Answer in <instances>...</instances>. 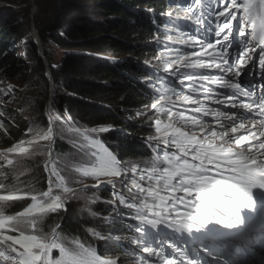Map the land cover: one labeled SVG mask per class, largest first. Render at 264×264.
<instances>
[{"label": "trees", "instance_id": "trees-1", "mask_svg": "<svg viewBox=\"0 0 264 264\" xmlns=\"http://www.w3.org/2000/svg\"><path fill=\"white\" fill-rule=\"evenodd\" d=\"M181 1L183 0H179ZM96 2L106 17L95 21L85 18L84 28L63 24L45 28L39 26V29L35 25L43 48L48 43H53L66 51L59 63L53 62L48 51L44 50L43 53L53 78L54 91L49 104L52 121L46 109L51 79L31 37L30 22L25 23L27 34L24 42L28 46L25 65L15 55L16 51L12 46L14 38L18 39L19 35L11 37V32L15 34L17 31L14 27L19 24L21 17L11 18L9 14H0V79L11 80L27 76L21 88L12 92L14 97H11L16 100L14 106L3 107L5 114L10 116L15 124L6 120L3 124L10 132L8 136L17 138L16 145L19 147L27 145V141L45 132L50 126V121L56 125L53 148L55 155L51 164L47 165L50 164V171L53 165L60 170V175L65 177V187H75L74 194L61 193L63 187L57 188L56 177H51L53 189L56 192L59 190L62 197L68 198L63 201L64 210L43 214L42 229L50 231L59 224L61 227L58 229V235L62 242L79 240L86 247L95 248L101 256L118 255L120 260L128 261L138 256L133 241L140 236L135 231L139 221L126 206V199L125 203L121 204L119 199L115 198V195L119 194L118 189L123 185L122 182L119 188L104 185L96 188L77 186L83 184L81 182L84 176L72 170L69 165L78 163L93 166L96 163L95 158L84 157L83 153L86 151L89 154H103V150L99 146L87 144L73 129L109 127L108 132L91 135L100 140L104 148L119 161L125 163L126 160L136 159L138 167L147 169H163L167 166L164 157L173 152L164 153L156 146L155 141L150 140L156 110L144 111V107L159 99L162 93V88H157L158 91L155 84L161 82L169 85V82L150 70L146 61H154L152 58L157 50L156 44L162 43V31L171 24H166L167 10L179 8V2ZM174 3L178 4V7ZM96 15L100 14L96 12L94 16ZM24 67H27V71ZM64 126L72 129L73 133H62L61 128ZM0 136L1 141L9 143L6 141L7 135ZM22 141L25 143L21 144ZM73 141L77 142L75 146ZM47 149L48 141L40 140L36 144H30L27 153L8 154V159L13 160L12 165L1 157L0 173L4 175H0V184L4 186L0 187V196L11 195L13 199L0 201V213L15 216L34 203L31 195H37L39 199V193L48 190L50 175L45 166ZM29 153L35 155L28 158ZM96 196L99 199H96ZM6 225L0 228V233L19 235L17 232L7 231ZM94 232L103 238H98ZM57 254L54 252V255Z\"/></svg>", "mask_w": 264, "mask_h": 264}, {"label": "snow or ice", "instance_id": "snow-or-ice-1", "mask_svg": "<svg viewBox=\"0 0 264 264\" xmlns=\"http://www.w3.org/2000/svg\"><path fill=\"white\" fill-rule=\"evenodd\" d=\"M219 2L220 0H217V3ZM201 5L202 0H193V2L187 4V18L191 20L195 17L198 27L188 35L187 39L180 41L193 49L198 47L200 51L193 50L190 56L195 59H191L187 53L181 54L177 50L178 60L168 63L165 71L167 72L168 69L172 68V64L176 63L179 65V68L173 69V72L177 76L183 75L184 79L193 82L211 81L223 88L230 89V94H218L213 102L217 104L221 103L219 95H224L228 106L232 108L239 107L248 112H254L260 119L258 121H250V118L242 115L240 116L242 122L236 124L234 123L235 113L219 112L207 106H197L192 111L202 113L203 116H211L215 121V126L197 116L186 117L181 112L178 115L180 121L184 123V127L182 128L172 122V112L165 107V101L169 104L172 103L171 97L167 93H161L159 99H156L152 103L151 107L153 110H157L158 113L169 117V122L163 125V129L161 127L162 120L160 118L155 120L156 133L166 145H173L179 155L177 153L165 155L164 162L167 166L163 169L155 167L151 169V174L148 178L150 181L155 179V186L150 185L145 189L140 185H136L141 193H146L147 197L152 198L153 203H146L144 200H141L135 216V219L139 221V224L135 226V231L140 236L133 243L136 244L137 248L144 245L143 252L147 253L149 258L155 255L156 258L162 259L163 264H176V262L173 259L166 258L171 253H165L162 248L161 250H157L158 246L163 245L165 240V237L160 235L159 226L161 225L166 229H171L173 232H187L191 235L195 231L201 234L203 237L201 247L211 252L209 245L217 238L219 230L211 226V221L201 218L200 214L207 213V201L213 198L212 191L219 189L222 185L219 179L208 175L212 170L208 165L214 166L217 170V175H221L220 169L224 165L226 166L225 171L227 173L232 172L243 181L246 179L244 173L249 159L259 163L260 161L257 159L258 154L259 156L264 155V142L253 143L246 148L241 147L245 141H256L259 137H264V131H260L258 137L255 131L245 127L246 122H251L253 127L258 125L264 129V89L257 96L255 94L256 86L244 87L239 81L233 79H219L195 71L198 69L214 68L229 76L240 77L244 71V65L252 61V54L256 52V47L250 46L252 40H258L257 46L260 48L259 65L264 69V0H258V2L246 0L244 3H237V0H231V4L225 3V11H219L216 21H220V17H225V19L222 23H216L214 29L212 27L211 14L207 10L203 12V15L200 14ZM229 8L243 10L244 15L241 18V26L238 28L241 37L245 35L244 21H247V26L252 28L251 39L248 45H244L242 41V50H238L235 57L228 51L232 44L228 33L233 31L232 21L237 19V15L235 11H227ZM226 11L227 16H225ZM167 15L166 24L170 22L173 27L180 29L179 18L172 19L173 13L171 12ZM225 30H227V33ZM213 32L216 37L214 43L209 39ZM218 46L219 50H217ZM205 57H207L209 62H205ZM230 58L231 63L229 62ZM179 69H193V71L181 73ZM172 91L174 92V90ZM211 93V89H205L203 95L206 98H211ZM174 94L177 96V99L180 98L179 93L174 92ZM238 96L247 98L248 102H242L237 105L236 98ZM183 100L193 104L197 103L190 95H185ZM138 115L140 114L138 113ZM223 121H227L228 123L226 124ZM217 128L220 130H217ZM229 128L233 134L237 133L239 129H244L249 135L230 136ZM73 130L87 144L94 147L99 146L103 150V154L97 152L89 154L85 151L83 156L89 159L94 157L96 163L91 167L77 168V172H80L84 177L95 179L97 185L100 184L101 176L120 177L122 175L116 157L104 148L100 140L95 139L91 135L93 133L108 132L110 130L109 127L91 129L74 128ZM169 130H171L170 133ZM29 131H32V129H29ZM53 136L54 129L49 126L45 132L38 134L34 139L26 143L36 144L40 140L49 141L48 150L51 151ZM150 139H155V137H151ZM233 140L236 150H234L230 143ZM23 143L25 141L21 142V144ZM76 143V141H73L74 146ZM17 150L22 153L28 152L27 148L14 145L7 148L5 152H0V156L7 160L9 165H12L13 160L8 159V154L14 153ZM32 155H35V153H29L28 158H31ZM135 171L136 169L133 168V172ZM0 175L4 174L0 173ZM49 175L48 190L40 192L39 199L37 195H31V200L34 203L24 208L22 212H18L15 216L0 213V228L8 224L12 231L19 233L18 236L0 233V262H3V264H118L117 259L102 258L95 248L86 247L79 240L68 243L62 242L58 235V229L61 227L59 224L51 228L50 231H41L43 214L56 213L64 207L63 201L68 198L53 194L52 189V176H55L58 181L56 183L57 188L63 187L65 177L60 175L55 167L51 169ZM4 178L8 179L7 176H4ZM143 178V175H141V179ZM3 186V184H0V187ZM161 191L166 192L168 195H161ZM63 192L65 194H74V190L68 187H63ZM178 193H183L184 195H177ZM12 199L11 195L0 196V201ZM120 203L124 204L125 200L121 198ZM128 206L133 207L134 205L129 204ZM144 210H147V215ZM194 224L200 225V227H194ZM29 227L32 228L34 234H26ZM153 229L156 231L153 232ZM93 234L98 238H103L100 237L99 233L94 232ZM157 240H159V245H157ZM54 252H57L58 255H54ZM176 252L182 258L187 255L186 250L182 251L179 246H176ZM187 264H193V260H187Z\"/></svg>", "mask_w": 264, "mask_h": 264}, {"label": "rangeland", "instance_id": "rangeland-1", "mask_svg": "<svg viewBox=\"0 0 264 264\" xmlns=\"http://www.w3.org/2000/svg\"><path fill=\"white\" fill-rule=\"evenodd\" d=\"M244 2H246V0H244ZM254 2H258V0H254ZM230 11H235L236 12V9L233 8ZM96 12H97V14H100V15L99 16H97V15L94 16V13H96ZM213 13L215 15H214V17H211V20L213 21L212 27L214 29L215 28V24L218 23V22L222 23L224 21L225 17H220V21H216V17L219 14V11L216 10ZM0 14H3V15L4 14H9V16L11 15V18L21 17L20 22L18 21L19 24H17L14 27V29L17 30V31H15V34L13 32H11V37L14 38V37H17V35H19L18 39L15 40V38H14V42H12L13 43L12 46L14 47V51H16L15 55L17 57H19L20 60H22L23 63H25V65H27L26 56L28 54V51H27L28 50V46H27V43L24 42V40H26V34H27V26H25V23H27V21L30 22L29 30H31L30 34H31V37L33 39V36L35 34H37V32H38L37 29L35 28V25H37V27L39 29H40V27L45 28V27H51V26L63 25V24H65V25L69 24V25L78 26V28H80V26H82L84 28V26L86 25V19L87 18L89 20L92 19V20L95 21V20H98V19L102 20L103 18L106 17V14H104L98 8L96 0H0ZM185 15L188 16V13H185ZM225 16H227V13L225 14ZM8 20L10 21V19H8ZM234 23L236 24L235 27L233 26ZM240 25H241L240 24V20H238V19L233 20L232 21L233 31L231 33H228L229 34V39L232 41V44L229 47L228 51L230 53H232L233 57H235L236 52L238 50H242L241 42L244 40V37H245V35L243 37H241L239 35L238 28H239ZM225 31L227 33V30H225ZM190 33L191 32L188 31V34H190ZM8 34H9V32H8ZM176 36H170L167 39L170 40L172 43H176V41L178 43H181L180 41L184 40L183 35H182L181 32L177 33ZM198 39H199V37H198ZM209 39H211V41L213 43L215 42L216 37L214 36V32L209 37ZM40 44H41V41H40ZM174 45L175 44H171V46H174ZM254 45H256V43ZM21 47H23V48L21 49ZM41 47H42V45H41ZM41 49L43 50V53H44V50H45V51H48L51 54L52 60H53L54 63L61 62V60L63 59L64 55L66 54V51L64 50V48H61V47H59V46H57V45H55L53 43H48L45 48L42 47ZM197 49L198 48L193 49L191 47H188L187 54L189 55V58H191V56H190L191 52L193 50H197ZM217 50H219V46H218ZM169 53H170L169 51H167L165 54H161V55H159V54L156 55L154 53L153 54L154 56H153L152 60L155 61L156 65L160 66L158 64V59H160V63H161L163 72L166 73L169 77H171L173 79V81H174V78L176 76H174L173 69L172 70L168 69L167 72L165 71V68H166L167 64L170 63V61H171L168 58V55H171ZM258 53L256 54V56L258 55ZM181 54H184V53H181ZM191 59H195V58L192 57ZM204 59H205V62H209L207 57H205ZM229 62L230 63L232 62L231 58H230ZM254 63H255V61H254V58L252 57V61L249 62L248 64L244 65V71L241 73L240 77L229 76L228 74L221 73V72L217 71L214 68L206 69V70H204V72L207 73L208 75H211V76H212L213 73H215L213 75V77H216V78H219V79H233V78H236L235 79L236 81L241 82L243 76L246 73L247 74H252V75H254V77L257 75L256 74V72H257L256 70H258V68L256 67V68L253 69V64ZM174 64H176V63H173L172 65H174ZM44 65L46 67V62L45 61H44ZM47 65L49 66L48 60H47ZM18 67H19V65H18ZM24 69H25V71H27V67H24ZM175 69H178V68H175ZM25 71H23V72L25 73ZM260 72H261V76L264 77V69H261ZM26 78H27V76L25 75L23 77H19V78H16V79H11V80L0 79V90L3 91V92L0 91V97H1L0 98V133H2V135L5 134V135L8 136V134H10V132L8 131L6 126L3 125L5 120L7 122H9V123L15 124L13 119H11L10 116H7L4 113L3 107L14 106V103H15L16 100L14 101L12 99V97H14V95H12V92H14L15 89L16 90L20 89L21 86H22L21 84L26 80ZM256 78L260 79V77H256ZM263 81H264V78H263ZM6 85H8V87ZM196 85H202L205 88H210V84H206V83L201 84V82H199V81L196 82ZM213 85L217 86L219 84L213 83ZM9 86H11V87L9 88ZM188 87H190V86H188ZM188 87L186 89H184V92H180V91H178V89H176V90L175 89H171V90H175L176 91V92L174 91L175 93L178 92L179 95L183 94V95L180 96L179 99H176L177 96H175L174 92L172 91L173 92L172 93L170 89H161L162 93H167V95L171 97L172 103L169 104L167 101H165L164 103H165V105H168V109H170L171 112H172V122L173 123L175 122L174 124L176 126H180L182 128L184 127V123H182L180 120H178V119H180L178 114L181 113V112L182 113L185 112L184 115L186 114V117H188V102L184 101L183 97L185 95H190L191 97L196 96V90L194 88L188 89ZM211 90H212L211 95L213 96L212 99H211L212 101H214L217 98L218 94H222V93L230 94L231 93L230 89L217 88V89H211ZM53 91H54L53 82L50 81V83H49V100H48V102L46 104L48 106L50 104V99L52 98ZM4 95H7L8 97L6 98V96H4ZM222 96H224V95H219V99L222 102L219 103V104L216 103L214 105H211L212 109H216L217 111L221 112V110H223V108H222L223 104L226 105L227 107H230V106H228V103H227L226 99H222L221 98ZM174 99H176V100H174ZM154 102H151V103H149L148 106L144 107L145 108L144 111H148V110L152 109L151 105ZM236 103H237V100H236ZM179 104H186L187 107H182ZM223 112H225V110ZM157 118H160L163 121V123L161 125L162 129H163V125L169 122V117L166 116V115H163L161 113H158L156 119ZM50 126L53 127V129H54V127L56 125L53 122V124L50 125ZM103 126H105V125H103ZM98 127H102V126H98ZM251 130L254 131L255 128H253ZM61 131L65 135L69 134V133H71V134L73 133V130L67 128L66 126L62 127ZM54 132H55V129H54ZM170 132H171V130H169V133ZM11 134H12V132H11ZM248 134L249 133L246 132V131H241V132L235 134L234 136L248 135ZM150 137H155V139H153V140H157V139L161 138L155 131V122H154V130H153L152 134L150 135ZM6 139H7L6 141L9 142L7 144H4L5 141H1L0 140V142H3V143H0V151L1 152H5L7 148L13 147L14 145H16L17 138H12L11 136H8V138H6ZM49 143L50 142L48 141V145H49ZM251 144H247V145H251ZM29 145L30 144H27V145L24 144L22 147L29 149ZM168 146H169V148L171 150L176 151V149H173L174 148L173 145L169 144ZM164 149H166L167 152L170 151V150H168L167 147H164ZM47 151H48V156H47L46 161H48L50 159V157H51V154H50L51 151H49L48 149H47ZM16 152H18V154L21 153L20 151H16ZM188 158H190V157H188ZM59 160H61V162H64L60 158H59ZM51 162H52V160L45 164L48 175H49V172H50V164H51ZM137 162L138 161L136 159H134V160H126L125 163L123 162V164L125 166H120L119 165L120 166V170L122 172V175L120 177H105V176H101L100 177V184H99L100 186L106 184V185L110 186L111 188H113V187L119 188L120 187L119 184H121V182H122L123 185L120 187V189H118L119 194H116L115 198L119 199V201H120L121 198L126 199V201L128 203L126 206L128 208H130L132 210V212L134 211L133 212L134 215L137 214L138 206L140 204L139 202H141V199H145L144 201L147 200L146 203H151V202L153 203L152 198L144 196L146 193H141L139 188L136 187V185H139V183H140L142 185V186L140 185L141 187L147 189L150 185L151 186H155V184H156L155 179L150 181L149 178H148L149 175H148V177L146 175H144V174H147V172L143 173L142 171L140 172V170H139L140 168L137 169V167H138ZM48 163H50L49 166L47 165ZM69 164H71V163H69ZM53 167H55V166L53 165ZM69 167H71L72 170L76 171L77 168H84V167H91V166L78 164V163H73V164L69 165ZM133 168L136 169L135 172H133ZM155 168L162 169L160 167H155ZM56 169L59 171V173H61L58 168H56ZM127 172L130 173V175L129 174L127 175L126 174ZM141 175H143V177H144L143 179H141ZM83 178L84 179L81 182L83 184L84 183H88V182L89 183H96L97 182L95 179H93L91 177H83ZM131 178H134L137 181L139 180L138 181L139 183L136 182L135 180H132ZM77 186H79V185H77ZM63 187H65L64 184H63ZM74 187H72L71 189H73ZM52 189H53V187H52ZM57 191L59 192V190H57ZM53 192L56 195H60V192L58 193L54 189H53ZM61 193H64V192L61 191ZM67 194L70 195L71 193H67ZM137 194H140V195H137ZM177 195H182V194L178 193ZM193 195H195V194H193ZM142 196L144 198H141ZM95 198L97 199L99 197L96 196ZM112 199H114V198H112ZM138 199H139V201H138ZM129 204L134 205V206L133 207H129L128 206ZM144 212L147 215L146 211H144ZM159 229H160V231L173 232L171 229H166L163 225L159 226ZM6 230L7 231H12L8 224L6 225ZM41 231H44L42 229V227H41ZM13 232H16V231H13ZM29 233L34 234L31 227H29L27 229V231H26V234H29ZM17 234H19V233L17 232ZM175 243H176L175 241H174V243L170 242L169 244H167L166 247H164L163 250H164L165 253H171V255H167V259H176L177 263H179V264H187V260H189V259L193 260V261L194 260L197 261L196 258H193L191 256L193 254L192 247L200 245L201 243H199V242L198 243H189V244L185 245V247H186L185 250H186V252H188V254L186 255L185 261H182V259L177 254L176 247L174 248V244ZM183 243H184L183 239H180L179 242H177L178 246L179 245L180 246L183 245ZM17 247H19V245H17ZM157 250H160V249L158 248ZM143 255H148V254L144 253ZM152 257H155V255H153ZM152 257H150L149 259L151 260ZM102 258H105V259H117L118 260V264H128L129 263V261L120 260L118 255H114V256L106 255V256H103ZM151 261H157V260H151ZM129 264H139V263H129Z\"/></svg>", "mask_w": 264, "mask_h": 264}, {"label": "bare ground", "instance_id": "bare-ground-1", "mask_svg": "<svg viewBox=\"0 0 264 264\" xmlns=\"http://www.w3.org/2000/svg\"><path fill=\"white\" fill-rule=\"evenodd\" d=\"M188 0H183V1H181V2H179V8H172V9H169V10H167V13H169V12H171V13H173V19H175V14H176V12L177 11H179L180 13H181V17L183 18V19H181L180 21H179V25H180V27L181 28H183V29H185V31H186V34H187V37H188V18H187V16L185 15V13H188V11H187V4L188 3H190V2H193V0H191V1H189L188 3ZM209 2H213V0H209ZM208 11H210L209 10V8L207 9ZM219 11H225V9H219ZM225 14H226V12H225ZM201 15H203V14H201ZM214 13H211V17H214ZM195 26V22H193V23H191V27H194ZM233 26L235 27L236 26V24L234 23L233 24ZM187 27V28H186ZM175 27H173L172 26V24H169L168 26H166V28L162 31V34H161V38L164 36V35H167V36H173V34L175 33V29H174ZM177 37V36H176ZM162 40V39H161ZM192 58V57H191ZM152 63V67H155L156 66V64H155V61H153V62H151ZM167 81V80H166ZM157 83V82H156ZM153 84V83H152ZM155 85H157V84H155ZM7 87H8V85H6ZM156 89H157V87H155ZM169 88V87H168ZM163 89V88H162ZM165 89V88H164ZM8 90V89H7ZM158 90V89H157ZM170 90H171V88H170ZM169 90V91H170ZM176 90V89H175ZM174 90V91H175ZM156 91V90H155ZM159 91V90H158ZM3 92V91H2ZM171 92H172V90H171ZM176 92V91H175ZM170 93V92H169ZM173 93V92H172ZM178 93V92H177ZM181 95H183V94H181ZM180 95V96H181ZM4 96H6V98L8 97L7 95H4ZM176 96V95H175ZM154 97V96H153ZM1 98V97H0ZM5 98V97H4ZM10 98V97H9ZM177 99V98H176ZM176 99H174V100H176ZM4 101V100H3ZM8 108V107H7ZM181 111V110H180ZM184 111V110H183ZM5 113V112H4ZM185 113V112H184ZM187 113V112H186ZM7 115V114H6ZM5 115V116H6ZM185 116H186V114H185ZM178 120H180V119H178ZM162 123H163V121H162ZM175 123V122H174ZM53 123L50 121V125H52ZM179 124V123H178ZM2 126V125H1ZM6 132V131H5ZM1 135H2V133H0ZM4 135V134H3ZM1 137V136H0ZM0 143H3V142H0ZM5 144V143H4ZM156 146H158V147H160L161 149H164V147H165V143L164 142H162V143H156ZM4 148V147H3ZM5 149V148H4ZM1 152V151H0ZM178 155V154H177ZM132 179V178H131ZM134 179V178H133ZM132 179V180H133ZM117 181V180H116ZM139 181V180H138ZM156 182V181H155ZM115 185V184H114ZM129 185V184H128ZM140 185V184H139ZM142 186V185H141ZM114 188V187H113ZM135 191V190H134ZM136 192V191H135ZM137 195H140V194H137ZM143 195V194H142ZM144 196H146V194L144 195ZM240 196L241 197H244V198H246V199H248L249 200V202L250 203H254V204H259V203H261V202H264V200H260V199H257L256 197H251L249 194H243V193H240ZM135 197V196H134ZM147 197V196H146ZM137 198V197H136ZM141 198H144L143 196L141 197ZM137 200V199H136ZM141 200H145V199H141ZM149 200V199H148ZM138 201H139V199H138ZM145 202H147V200L145 201ZM149 202V201H148ZM131 203V202H130ZM140 203V202H139ZM152 203V202H151ZM140 205V204H139ZM253 204H246V205H244V207H248V206H252ZM239 211H241V209H239ZM134 212V211H133ZM136 215V214H135ZM134 215V216H135ZM151 218V217H150ZM240 223V219L239 218H235L233 221H231V223H229V224H225V225H222L221 227L222 228H220L219 229V234L218 235H227V234H229L230 233V230L236 225V224H239ZM144 246V245H143ZM132 254V253H131ZM111 256H114V255H111ZM103 257V256H102ZM110 257V256H109ZM106 258V257H105ZM129 264V263H128Z\"/></svg>", "mask_w": 264, "mask_h": 264}, {"label": "water", "instance_id": "water-1", "mask_svg": "<svg viewBox=\"0 0 264 264\" xmlns=\"http://www.w3.org/2000/svg\"><path fill=\"white\" fill-rule=\"evenodd\" d=\"M33 40H34L35 43H36L38 54H39V55L43 58V60L46 62V70H47L48 75L50 76V79H51L50 81L52 82V81H53V78H52V72H51V70H50V67L47 65V59H46V57H45L44 54H43V50L41 49L42 47H41V44H40V37H39L38 32H37V34H35V35L33 36ZM46 109H47V114H48L50 120H52V116H51V114H50V110H49V106H48V105H46ZM54 139H55V134H54V136H53V142L51 143V153H50V154H51V157H50V159H49L48 162H50V161L52 160V158L54 157V151H53V148H54ZM48 182H49V180H48ZM81 186L97 187L98 185H97V182H96V183H84V184L79 185L78 187H81ZM62 209H65V207H63Z\"/></svg>", "mask_w": 264, "mask_h": 264}]
</instances>
